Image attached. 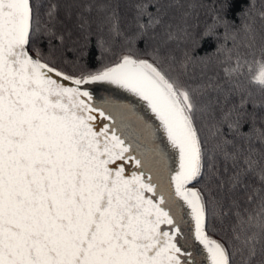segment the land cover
Wrapping results in <instances>:
<instances>
[{"label":"snow or ice","instance_id":"6c2138e0","mask_svg":"<svg viewBox=\"0 0 264 264\" xmlns=\"http://www.w3.org/2000/svg\"><path fill=\"white\" fill-rule=\"evenodd\" d=\"M195 6L0 0V264H264V99L240 83L264 93V40L244 24L227 86L193 84L166 45ZM213 8L225 45L264 19V0Z\"/></svg>","mask_w":264,"mask_h":264},{"label":"trees","instance_id":"16d2710c","mask_svg":"<svg viewBox=\"0 0 264 264\" xmlns=\"http://www.w3.org/2000/svg\"><path fill=\"white\" fill-rule=\"evenodd\" d=\"M128 3L131 0H127ZM216 0H182L185 4V11H187V4L192 3L196 5L191 14L187 17V25L189 26L190 36L187 39L181 38V41L173 42L166 45L167 49L176 57L177 64L184 58V53L187 51L194 59L189 63L190 76H194L195 79L190 82L193 84L207 82L209 77L217 78V82L225 84V74L223 69L228 66L227 56L229 50L233 59L237 54L247 55L251 50L245 47L247 43L246 33L243 25L248 24L251 29V34H254L257 56L259 55L258 49L264 40V19H262L257 13L260 10L252 9L248 15L241 19H236L235 28H229V34L235 33V43L231 39H228L225 45L224 29L214 25L213 16L215 14L213 5ZM243 7V3H238L233 12ZM175 11V10H174ZM126 12L127 16H131V11L122 7L121 13ZM209 30L207 36L202 34ZM160 31V30H158ZM165 37L158 35L157 40L154 43H162ZM93 44L95 38H93ZM83 43V41H81ZM217 46L220 47V51H217ZM92 55H98L97 50L93 47ZM147 58V57H146ZM251 57H249L250 59ZM89 63H94L91 56L88 57ZM241 86L248 89L254 98L259 101L264 99V93H262L256 86L248 83L246 76L240 78ZM251 207V206H248ZM217 239H222L220 235L216 236Z\"/></svg>","mask_w":264,"mask_h":264},{"label":"water","instance_id":"95a60500","mask_svg":"<svg viewBox=\"0 0 264 264\" xmlns=\"http://www.w3.org/2000/svg\"><path fill=\"white\" fill-rule=\"evenodd\" d=\"M92 91L94 92V96L96 98H103L110 95L119 94L120 98L123 99L126 103L133 104L137 107L141 114L147 113L146 106L142 104V102L138 101V98L134 97L130 93L123 92V90L116 89L115 86L108 84H95L92 85ZM150 116V113H147Z\"/></svg>","mask_w":264,"mask_h":264}]
</instances>
